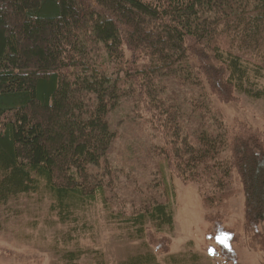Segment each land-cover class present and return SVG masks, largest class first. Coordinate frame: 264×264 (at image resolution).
I'll return each instance as SVG.
<instances>
[{"label":"trees","instance_id":"obj_1","mask_svg":"<svg viewBox=\"0 0 264 264\" xmlns=\"http://www.w3.org/2000/svg\"><path fill=\"white\" fill-rule=\"evenodd\" d=\"M263 82L264 0H0L1 213L48 196L71 225L99 201L133 237H164L176 176L211 211L243 188L256 228L264 127H230L212 94L264 102ZM123 103L148 134L141 163L123 158L110 122ZM128 260L160 264L150 252Z\"/></svg>","mask_w":264,"mask_h":264},{"label":"rangeland","instance_id":"obj_2","mask_svg":"<svg viewBox=\"0 0 264 264\" xmlns=\"http://www.w3.org/2000/svg\"><path fill=\"white\" fill-rule=\"evenodd\" d=\"M212 103L230 127H264V102L238 94L223 98L212 94ZM132 105L123 103L111 114L110 122L121 136L117 145L124 151L123 158L127 163L133 159L141 163L138 159L143 154L136 152V140L147 143L148 134L134 119ZM115 158L119 162V157ZM172 182L176 202L171 234H151L148 239L133 237L122 222L109 217V210L99 201L81 214L83 220L63 225L51 213L48 196L20 199L8 219L0 209V264H121L148 252L154 253L160 264H230V254H236L241 264H264V220L256 228L246 229L243 188L227 208L211 211L205 208L195 186L182 183L176 176ZM216 215L221 218L214 221ZM225 234L230 247L218 243V237ZM73 251L81 254L69 263L65 254Z\"/></svg>","mask_w":264,"mask_h":264},{"label":"snow or ice","instance_id":"obj_3","mask_svg":"<svg viewBox=\"0 0 264 264\" xmlns=\"http://www.w3.org/2000/svg\"><path fill=\"white\" fill-rule=\"evenodd\" d=\"M228 236L225 234L221 237H218V243L224 245L225 247H230V245L227 243Z\"/></svg>","mask_w":264,"mask_h":264}]
</instances>
